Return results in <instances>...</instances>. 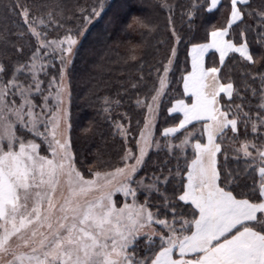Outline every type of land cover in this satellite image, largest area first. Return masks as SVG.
Returning <instances> with one entry per match:
<instances>
[{
    "label": "snow or ice",
    "instance_id": "6c2138e0",
    "mask_svg": "<svg viewBox=\"0 0 264 264\" xmlns=\"http://www.w3.org/2000/svg\"><path fill=\"white\" fill-rule=\"evenodd\" d=\"M110 6L3 5V21L16 17L21 30L0 27V264H264V0L255 7L226 0L223 23L206 26L202 42L177 30L169 0H125L106 27L141 39L105 51L115 63L138 66L133 90L145 86L147 58L159 53L148 42L159 31L158 13H168V34L156 43H171L166 58L148 65L156 82L137 91L138 132L127 113L128 125L113 120L123 138L115 162L97 150L85 170L72 140L73 61ZM220 10L221 0H190L181 9L189 33L197 15ZM181 44L182 91L167 107L174 114L167 126L158 127ZM228 61L244 70L241 86L222 75ZM101 99L112 120L120 100ZM161 152L165 160L149 173L150 156Z\"/></svg>",
    "mask_w": 264,
    "mask_h": 264
},
{
    "label": "trees",
    "instance_id": "16d2710c",
    "mask_svg": "<svg viewBox=\"0 0 264 264\" xmlns=\"http://www.w3.org/2000/svg\"><path fill=\"white\" fill-rule=\"evenodd\" d=\"M8 2L9 0H0V27L7 26L13 33H15L21 30L19 23L16 25H13L12 23V20H16L17 18L10 17L8 21H3V16L9 15L3 8V5ZM21 2H24V0H21ZM29 2H32V0H29ZM63 2L68 10H74L77 4L82 6L91 5L94 2H98V0H63ZM148 2H152V0H148ZM189 2L190 0H169V3H174L176 5L173 21L178 31L193 37L192 42H202L205 36L204 28L206 26L223 23L222 5L226 0L222 1L220 11H214L211 13L204 12L202 15H197L191 33L188 32L189 25L186 22V18L182 16L181 11L182 7L186 8ZM251 2L253 7L259 4V0H251ZM124 3L125 0H106V5L111 6L106 8L103 18L94 22L90 27V30L81 39L77 55L73 61L71 116L74 138L72 140L77 160L83 161V167L85 169H87L88 165L92 163L97 150L103 151L106 158L110 155L113 162H115L116 153L123 144V138L120 137L118 133H113L112 121L120 120L125 125H128L129 121L122 118L123 113H127L130 117L131 130L133 133L135 134L138 132L136 121L140 120L142 124L143 112L135 106L137 91L143 95L147 91V86H151L156 82L155 75H152L151 77L148 75V65L154 64L156 60L166 58L171 43V41L159 45L156 43L168 34V13H158L157 22L159 24V31L153 37L148 38V42L150 45L158 47L159 53L155 55V57L150 56L147 58V63L144 66L145 86H138L136 90H133L130 85L134 82V78H138L141 74L138 70V66L135 64L123 65L115 63V53L105 51L108 45L115 48L117 44L120 45L118 50L122 51L123 45L127 41L131 40L132 42H139L141 39L136 33H125L119 31V29H113L110 26L106 27V21L109 17L119 14ZM251 23L255 22L251 21ZM58 31L62 30L50 31V38L56 36ZM13 39H15V36H13ZM249 39L252 46L255 48V33H251ZM18 42L25 44L27 49V40H21ZM32 43L34 45L35 41ZM150 51H154V48H150ZM185 64L186 47L184 44H181L176 68L171 76V86L168 88V95L165 97L164 103L162 104L160 116L161 123L158 127L167 126L163 124V120L166 116H170L167 114V107L171 106V99L179 98L178 94L182 91L181 82L178 78L181 76V69ZM242 71L244 70L241 69L238 63L233 65L232 61H228V67L223 69L222 75L225 79L231 75L237 86H241ZM41 79L46 78L42 75ZM254 86L258 87V83ZM241 90L243 91L242 87ZM104 96H109L112 100H120L121 102L119 106H112V120L105 119L107 114L102 111L101 98ZM37 100H39L38 97ZM256 102L257 101L253 99V105H255ZM169 122L171 123V121ZM89 126H91L93 131L87 135L82 133L81 130ZM131 139L132 137L129 136V140ZM227 143L228 142L225 141V144ZM221 159H223L222 156ZM164 160L165 156L163 152L158 156L155 154L151 155L147 171L151 173L154 163ZM172 164H175L174 157L172 159ZM140 175H144V171H141ZM140 199L141 201L143 200V193L140 195Z\"/></svg>",
    "mask_w": 264,
    "mask_h": 264
},
{
    "label": "rangeland",
    "instance_id": "374dc122",
    "mask_svg": "<svg viewBox=\"0 0 264 264\" xmlns=\"http://www.w3.org/2000/svg\"><path fill=\"white\" fill-rule=\"evenodd\" d=\"M57 65H58V63H57ZM59 66V65H58ZM57 66V67H58ZM53 73L50 71L49 72V76H51ZM46 87H47V85H46ZM39 98V97H38ZM74 138V133H73V129H72V139ZM76 144V143H75ZM76 146V145H75ZM154 151V150H153ZM86 170V169H85ZM142 194V193H141Z\"/></svg>",
    "mask_w": 264,
    "mask_h": 264
},
{
    "label": "crops",
    "instance_id": "0c3cea01",
    "mask_svg": "<svg viewBox=\"0 0 264 264\" xmlns=\"http://www.w3.org/2000/svg\"><path fill=\"white\" fill-rule=\"evenodd\" d=\"M222 1H223V0H221V3H222ZM217 60H218V58H217ZM181 87H182V86H181ZM169 115H174V114H169Z\"/></svg>",
    "mask_w": 264,
    "mask_h": 264
}]
</instances>
